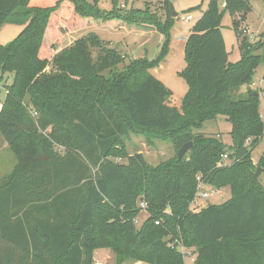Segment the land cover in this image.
Instances as JSON below:
<instances>
[{
  "label": "trees",
  "instance_id": "obj_1",
  "mask_svg": "<svg viewBox=\"0 0 264 264\" xmlns=\"http://www.w3.org/2000/svg\"><path fill=\"white\" fill-rule=\"evenodd\" d=\"M176 1L161 0L163 21L149 5L123 9L120 0L110 12L97 0H0V29L24 26L0 44V85L13 78L4 82L0 130L19 160L0 181V264H95L100 249L112 250L117 264H184L180 248L197 255L195 264H264V154L257 163L252 158L264 139V91L253 88L264 54H255L261 44L243 39L241 59L231 63L221 30L228 12L240 40L237 16L247 20L251 0H210L185 45L179 75L187 93L172 107L173 92L151 71L170 53ZM64 9L84 19L151 25L164 42L154 59L129 63L94 34L65 45V30L51 25ZM56 30L50 59L46 38ZM26 99L46 136L31 139ZM220 117L232 124L231 146L199 132ZM131 133L170 141L176 156L152 166L143 154L130 155ZM198 177L215 190L229 188L231 198L191 210ZM141 201L148 216L138 227Z\"/></svg>",
  "mask_w": 264,
  "mask_h": 264
},
{
  "label": "rangeland",
  "instance_id": "obj_2",
  "mask_svg": "<svg viewBox=\"0 0 264 264\" xmlns=\"http://www.w3.org/2000/svg\"><path fill=\"white\" fill-rule=\"evenodd\" d=\"M53 1V0H52ZM94 3L95 0H87ZM161 0H120L119 5L121 8L129 9L134 8L138 10H145L149 5L152 13L157 14L163 21L166 20L168 15L167 9L160 3ZM210 0H177L174 2L175 11L178 17H173L176 21L175 26L171 30V48L170 53L160 66L151 71V73L165 86L173 92V97L169 99L168 104L172 107H180L185 94L187 93L188 86L186 82L180 77V73L186 67L184 58V50L186 45L187 36L192 30L196 22L201 18L202 14L207 10ZM223 2L221 1V4ZM98 7L101 11L110 12L113 8L112 0H97ZM220 4V5H221ZM251 12L248 14L245 22L241 21V17L237 16L240 23L239 31L244 32L240 40L237 37L236 31L233 28V19L231 15L226 12L223 16L221 30L224 36L226 49L229 54V61L236 63L241 59L242 50L241 42L246 39L249 44L257 48V45H262L261 48L256 49L255 54H264V1L251 0ZM223 8V7H221ZM172 11V10H171ZM192 17V21H186L188 17ZM51 18V25L58 26L61 30H65L63 36L67 39L65 45H69L74 40L94 34L101 40L111 43L112 46L118 49L122 56L126 58L125 62L129 63L132 59L149 57L154 59L160 52L161 46L164 42V36L160 34L157 29L151 25L147 26H132L120 20H111L103 22L93 19H84L71 12V9H64L60 15H54ZM59 32V31H58ZM56 32H48L46 44L48 45L47 53L49 57H53V47L55 43ZM70 36V38H69ZM186 38V39H185ZM69 39V40H68ZM64 45V46H65ZM56 46V45H55ZM56 51V50H55ZM50 53V54H49ZM52 64L47 72L52 71ZM264 79V63L259 66L254 76V88H259L264 91V86L260 82ZM13 81L12 77L6 82V86L10 85ZM1 83V82H0ZM5 84L0 89V115L4 100L7 95V90L4 88ZM245 87L242 88V91ZM26 110L28 115L31 116L30 125L33 130L30 131V137L33 140L38 134L46 136L49 132L41 131L37 127L36 112H32L29 108L28 99L25 100ZM28 107V109H27ZM261 113L264 112V95L261 94ZM34 113V114H32ZM232 131V124L226 118L220 117L218 120L206 122L200 133L208 137H217L222 140L226 145H232L230 133ZM125 146L130 155L141 153L146 161L152 165L157 166L162 162L170 160L176 156V149L170 141L148 140L134 133H131L125 138ZM264 154V139L258 144L252 153V158L257 163ZM19 160L17 154L13 151L12 146L8 139L2 134L0 130V181L7 178L12 174L15 166ZM122 163L126 160H122ZM260 182L264 186V174L260 177ZM207 189L212 188L206 186ZM222 191V190H220ZM231 198L229 188L222 191L220 195H214L210 199L204 201L197 209L191 206V210L197 212L206 208L207 206L221 205ZM147 212H141L138 217L137 226L140 227L147 218ZM110 250V249H109ZM184 254V264H195L197 255L187 249L180 248ZM113 252L112 250H110ZM95 261V260H94ZM143 262H136L134 260H125L122 264H138ZM95 264H103L101 261H95ZM108 264H117L116 258L109 260ZM147 264V263H144Z\"/></svg>",
  "mask_w": 264,
  "mask_h": 264
},
{
  "label": "crops",
  "instance_id": "obj_3",
  "mask_svg": "<svg viewBox=\"0 0 264 264\" xmlns=\"http://www.w3.org/2000/svg\"><path fill=\"white\" fill-rule=\"evenodd\" d=\"M23 29H24V26H22V25L9 24V23L5 24L0 29V44L6 45V44L12 42L23 31ZM190 33H191V31H190ZM190 33H189V35H190ZM189 35L187 37H189ZM53 52L54 53L52 56H54L57 53V51H55V50H53ZM52 58L53 57L50 56V59H52ZM260 84H261V86H264V79L260 82ZM2 85H4V84H1L0 86H2ZM253 88H254V85H253ZM222 191L217 190L216 195H220L222 193ZM195 212H197V211H195ZM114 258H116L115 254L113 252H111L109 249L96 250L94 253V260L95 261H101V262H103V264H108L109 260H113ZM138 264H144V263H138Z\"/></svg>",
  "mask_w": 264,
  "mask_h": 264
},
{
  "label": "built area",
  "instance_id": "obj_4",
  "mask_svg": "<svg viewBox=\"0 0 264 264\" xmlns=\"http://www.w3.org/2000/svg\"><path fill=\"white\" fill-rule=\"evenodd\" d=\"M221 7H223L222 9L226 8V3L223 2L221 4ZM192 20H193V18L191 16L186 19V21H192ZM227 159H228V156L227 155H224L223 156V160L226 161ZM198 181H199L198 193H197V196H196V198H195V200H194V202L192 204V206H194L195 209H197V207H199L204 201L210 199L212 196H214V195L217 194L216 193L217 190L215 191V189H213V188L207 189L206 188V185H204L201 182L200 177H198ZM139 208L141 209L142 212H144V211L147 212L148 205H147L146 202L141 201L139 203ZM194 211H196V210H194ZM138 221L139 220L137 219L136 220V224L138 223ZM157 224H159V223H157Z\"/></svg>",
  "mask_w": 264,
  "mask_h": 264
},
{
  "label": "water",
  "instance_id": "obj_5",
  "mask_svg": "<svg viewBox=\"0 0 264 264\" xmlns=\"http://www.w3.org/2000/svg\"><path fill=\"white\" fill-rule=\"evenodd\" d=\"M172 15L173 17H178V13L175 11L174 5H171ZM193 148V143L190 142L187 145H185L180 152L178 153V157L182 158L187 152H189Z\"/></svg>",
  "mask_w": 264,
  "mask_h": 264
}]
</instances>
